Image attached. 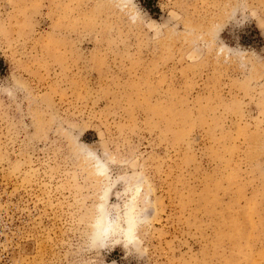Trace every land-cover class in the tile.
<instances>
[{"label": "rangeland", "instance_id": "1", "mask_svg": "<svg viewBox=\"0 0 264 264\" xmlns=\"http://www.w3.org/2000/svg\"><path fill=\"white\" fill-rule=\"evenodd\" d=\"M151 3L0 0V264H264V0Z\"/></svg>", "mask_w": 264, "mask_h": 264}, {"label": "bare ground", "instance_id": "2", "mask_svg": "<svg viewBox=\"0 0 264 264\" xmlns=\"http://www.w3.org/2000/svg\"><path fill=\"white\" fill-rule=\"evenodd\" d=\"M95 165H96L95 167H96V169H97L98 172H102L103 171L102 170V168H103L102 165L99 162H97V160L95 162ZM101 205H103V204H101ZM102 207L103 206H101V209H102ZM101 212H102V214L97 219L96 227H95L97 237H99L100 239L106 237V235L108 234V231H109V229L111 227V221L108 219V215L105 213L104 210H102ZM131 228H132V226L129 227V229H131Z\"/></svg>", "mask_w": 264, "mask_h": 264}, {"label": "trees", "instance_id": "3", "mask_svg": "<svg viewBox=\"0 0 264 264\" xmlns=\"http://www.w3.org/2000/svg\"><path fill=\"white\" fill-rule=\"evenodd\" d=\"M142 1H144V4L146 5V7L147 8H149V10H150V4H152L151 2H153L154 0H142Z\"/></svg>", "mask_w": 264, "mask_h": 264}]
</instances>
